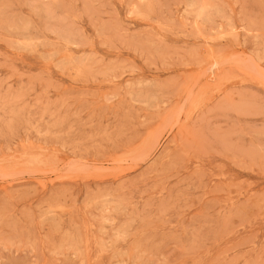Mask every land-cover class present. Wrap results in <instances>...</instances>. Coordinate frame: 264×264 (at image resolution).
I'll return each mask as SVG.
<instances>
[{
	"label": "rangeland",
	"instance_id": "obj_1",
	"mask_svg": "<svg viewBox=\"0 0 264 264\" xmlns=\"http://www.w3.org/2000/svg\"><path fill=\"white\" fill-rule=\"evenodd\" d=\"M0 264H264V0H0Z\"/></svg>",
	"mask_w": 264,
	"mask_h": 264
}]
</instances>
